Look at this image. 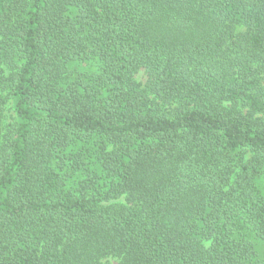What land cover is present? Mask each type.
Returning a JSON list of instances; mask_svg holds the SVG:
<instances>
[{"label": "trees", "instance_id": "16d2710c", "mask_svg": "<svg viewBox=\"0 0 264 264\" xmlns=\"http://www.w3.org/2000/svg\"><path fill=\"white\" fill-rule=\"evenodd\" d=\"M0 264H264V0H0Z\"/></svg>", "mask_w": 264, "mask_h": 264}, {"label": "rangeland", "instance_id": "374dc122", "mask_svg": "<svg viewBox=\"0 0 264 264\" xmlns=\"http://www.w3.org/2000/svg\"><path fill=\"white\" fill-rule=\"evenodd\" d=\"M137 79L140 81L146 80V75L144 71H141L140 73L137 74ZM14 115H15V106L14 103H10L7 110V117H6L7 121H13ZM114 260L115 259L113 257H109L105 259V261H110V262H114Z\"/></svg>", "mask_w": 264, "mask_h": 264}]
</instances>
